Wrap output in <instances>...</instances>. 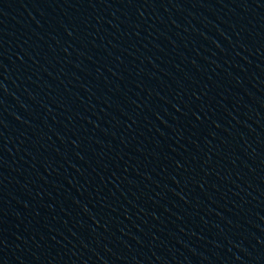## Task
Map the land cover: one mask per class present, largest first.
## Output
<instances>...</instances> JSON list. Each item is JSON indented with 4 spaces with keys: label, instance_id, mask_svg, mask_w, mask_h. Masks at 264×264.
Masks as SVG:
<instances>
[{
    "label": "water",
    "instance_id": "water-1",
    "mask_svg": "<svg viewBox=\"0 0 264 264\" xmlns=\"http://www.w3.org/2000/svg\"><path fill=\"white\" fill-rule=\"evenodd\" d=\"M0 264H264V0H0Z\"/></svg>",
    "mask_w": 264,
    "mask_h": 264
}]
</instances>
